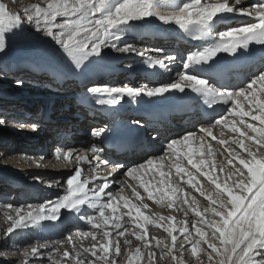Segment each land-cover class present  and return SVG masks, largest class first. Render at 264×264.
I'll return each mask as SVG.
<instances>
[{"label": "snow or ice", "instance_id": "6c2138e0", "mask_svg": "<svg viewBox=\"0 0 264 264\" xmlns=\"http://www.w3.org/2000/svg\"><path fill=\"white\" fill-rule=\"evenodd\" d=\"M237 5H240V0H234V3H229V0H181L180 3L176 0H36L35 3L24 7L21 14L8 10L5 4L0 3V52H4L7 47L8 34L15 35L23 31L27 25L34 28L36 32H43L56 45H59L76 69L81 68L89 57H99L105 48L118 53L137 52L132 44L125 43L120 46L121 34L130 26L131 21L155 18L165 24L177 25L192 40L202 41L207 46H202L201 50L187 55L183 64L186 71L180 73L175 80L153 87L104 85L90 88L88 91L97 95L96 103L100 105L116 104L125 96L151 98L163 96L172 91L184 93L186 90L204 97L209 107L217 103L229 105L225 109L227 116L221 115L207 127L199 129L202 134L200 139L211 137L212 140H217V137L213 135V129L219 125L230 127L231 131L238 133L240 137V139L232 138L231 144L237 145L247 154L241 156L237 153L236 157L227 160V164L232 166L228 178L235 177L231 187L227 183L222 186L207 172L201 173L219 191L215 193V198L211 193L200 192V195L209 202V207H205L203 211L192 207L193 204L198 203L195 196L191 198V203L187 198L183 200V204L188 205L194 217H199L200 220L197 221L194 218L190 221L181 220L178 222L181 225L179 228L175 226L164 228V232L170 237V243L168 240L149 237L146 225L151 224L160 228V220L174 221L175 217L145 215L141 208L132 203L128 197L114 196L111 191H107L111 185L106 177L102 178L95 187H89V184L98 177L82 179V169L79 167L67 179L66 194L55 202L49 201L50 209L44 205L37 207L28 205L27 211L15 208V218L8 216L12 223L10 227H7L4 235L9 236L16 229L27 227L29 223L55 221L59 218L61 209L80 212L81 207L87 205L97 215H81L79 218L91 225L92 229L102 230V234L98 236L97 231H84L77 234V239L68 236L65 240L55 241L54 245L60 247L64 246L65 241L71 245V250L64 248L61 254V259L67 264H119L118 258L125 254V250L122 248L120 239H113V232L107 229L111 227L115 230L116 237H125L128 231V221L125 217H128L136 228L142 230V234L132 232L134 240L141 243L136 244L133 255L128 257V264H140L144 260H147V264H159L160 260L167 257H171L173 264H184L183 251L189 249L191 255L196 258L195 264H205L200 256L201 252L207 256V264H264V69L253 73L245 84L232 91L213 82L218 71L214 65L219 62V53L235 55L240 49L247 50L253 42L264 45V0H259L258 3L247 8ZM162 6H167L170 10L166 13L162 12ZM228 14L247 16L250 20L237 26L225 25L224 30L217 31L218 21L225 20ZM140 54L143 55V53ZM165 59L172 61L175 57H165ZM154 63L162 65L163 61L157 59ZM229 116H231L230 125ZM245 117L258 122L259 126L246 121ZM4 123L5 121L0 119V125ZM104 131L103 128L95 129L92 135L100 136ZM195 135V132H188L180 138L171 139L166 146L165 156L175 155L177 176L185 172L179 163L181 155L186 157L188 164L198 171L201 165L206 163L204 160L199 163L193 160L194 150L191 147V140ZM182 143L189 145L186 153H180L177 147ZM218 143L226 145L229 140L220 139ZM207 150L211 155V144L208 145ZM225 151H228L231 156L235 149L231 151L225 149ZM200 154L203 155V151ZM60 156L61 150L58 149L57 157ZM72 157V152L63 153L65 160ZM74 158L77 161L91 163L87 156L75 155ZM237 158L242 167H237L233 163V160ZM163 159L164 157H153L145 163L128 168L124 174L135 180L139 169H144L146 165L155 166V161ZM103 163L108 162L103 161ZM95 167L99 168L100 165L97 164ZM123 167L122 164H115L109 176H114ZM219 170L223 172L224 168ZM160 175L164 176L166 173L161 172ZM187 183L199 191L191 177ZM128 187L131 188L135 198L140 200V192L131 185ZM140 187L148 193V199H153L152 192L143 181ZM122 191L123 188H121ZM175 191L176 189H173V192ZM165 195H167L166 191ZM187 195L185 193V196ZM168 198L172 199L171 196ZM120 201H123L122 207L128 211L117 215L116 213L121 209ZM167 206L172 208L173 204L169 203ZM8 207L12 206L8 205ZM143 207L147 208L148 205L143 204ZM177 211L184 210L177 208ZM206 213H211L213 218H206ZM5 215L8 214L5 213ZM184 216H188L187 211H184ZM98 218L99 222H97ZM140 220L144 223H138ZM205 228L211 230L210 236ZM174 232H178L179 237L173 235ZM87 238L93 242L90 246L78 244V240ZM123 243L131 246L133 241L124 239ZM48 247L50 245L42 244L32 246L30 251L25 249L23 255L26 259L22 264H30L28 256H38L41 248ZM51 247L55 252L60 251L55 246ZM144 250L148 251L145 253ZM177 250H182L179 255ZM127 251L131 252V247ZM49 260L52 264H61L60 260L53 259L52 253H49Z\"/></svg>", "mask_w": 264, "mask_h": 264}, {"label": "rangeland", "instance_id": "374dc122", "mask_svg": "<svg viewBox=\"0 0 264 264\" xmlns=\"http://www.w3.org/2000/svg\"><path fill=\"white\" fill-rule=\"evenodd\" d=\"M35 2L36 0H0V3L5 4L7 8L8 7L12 8L13 12H19L21 14H23L24 7H27L30 4L35 3ZM38 33L39 32H36L34 28L28 27L26 25L23 31L17 32L15 35L8 34L7 40H6L7 47L4 52H0V119H3L5 121L3 125H0V155L7 156V154L4 155L5 152L10 153L11 150H13L14 152L16 151L14 154H12V156L25 155L26 154L25 152L27 151V149L31 147V145L29 146V144L34 143V142H39V148L42 150V152L44 151L46 155L48 154L44 158V160L41 161V163L39 164L36 163V164H33V166H29L33 169L32 172L35 173L32 176L28 175L30 172L28 170L29 167H26L21 164L14 166L9 161V159H7V157L6 158L4 157L3 162L0 163V205H2V210H0V217L2 218V221H3V222L1 221V224L6 223L7 227H10L12 223V221L8 219V216L13 215L12 217H15L16 215V214L14 215V213L11 214V208L13 207L15 209V208H20V207L27 208L28 205H32L33 207L44 205L46 208L50 209L49 201L55 202L57 199H59L60 197L66 194L67 179L71 175L74 174L75 169L77 167L81 168L84 165L83 164L84 162L77 161L75 158H73L71 161L66 160V162L68 161L69 167L66 169L65 164H64L62 168L64 169V171L59 172L58 174L59 176L55 178V181H51V183H48L46 185L41 184L42 179L44 180L47 177H43L41 173H45V172H42L40 170L48 169L47 167L51 166L49 164H53V163L55 165L61 164L60 163L61 160L58 161L59 158L57 157V149L55 146V143L57 140L55 139L60 140L59 137L61 135L67 134L70 132L68 131L69 129L72 131H77L80 129L79 127H82V126L77 125L78 122H80V119L75 114V112L77 113L76 111L77 109H75L72 106L75 100L69 97L73 93L71 92L70 94H67L68 90L65 89L62 84L61 85L58 84V82H60L59 80L61 79L67 80L68 78L66 77L67 75L69 76V80L73 79V77L70 78L69 70L74 71L76 73L77 72L79 73L80 70L72 66L71 61L63 53L59 45H56L55 42L50 37H47L48 39L44 38L46 35H43L41 40L38 39L39 40L38 46L48 45L50 42H52V46L54 48L56 47V49H54L50 53L45 49L39 50L36 48L34 52L31 51V54L29 52L28 53L25 52L24 50L28 48L29 46L33 47L34 49L36 43H35V39L33 38V36L37 35ZM129 36H125L124 38L122 37L120 46H123L125 43L132 44L133 46L135 45V41H134L135 37L130 38ZM21 41L23 45L19 46V43L21 44ZM103 50H106V49H103ZM57 52H60L61 55ZM108 52H114V50L108 48ZM33 54L34 55L36 54V56L39 55L38 58L40 59H37L38 61L31 59V58H34ZM129 54L131 55L133 53L116 52L115 54H113L114 56L111 55L112 56L111 59H114L115 57H119V56L127 58L129 57ZM94 57H97V56H94ZM98 58H100V56ZM29 60H32V61H29ZM105 61L106 63L107 62L110 63V59L105 60ZM123 61L127 62V59L120 60V61L114 60L113 64L117 65V64L125 63ZM64 62H65V65H64ZM86 62H85V66L90 65L89 61H86ZM102 65L104 66L105 64H102ZM80 69L83 70L84 65ZM60 75L61 76L63 75L61 79H60L61 77ZM68 83L70 85L76 84L75 80L68 81ZM71 87L73 86L71 85L70 88ZM73 116H77V120L73 119ZM245 120L250 123L257 124V126H259L258 122L250 121L249 118L248 119L245 118ZM62 122L68 123L69 125L68 129L58 127L57 128L58 130L53 132V129H55V125L62 123ZM23 124L30 126V128L32 127L31 129H36V132L31 135L28 134V132H25V133L22 132L21 130L18 129V127L25 126ZM85 130H87V128ZM81 131H84V129H82ZM87 134L88 135L90 134V136H93L91 130H88ZM230 137L234 138L233 136H230ZM85 139L86 138H84V140L80 142L81 138H79L77 141L73 142L72 146L74 147L69 146L70 148L74 150V151L71 150L72 152H74L73 157L79 152L83 151V149H85V143H86ZM92 139L95 140L97 138L95 137L88 138L87 136V141L89 143H91ZM95 141H98V140H95ZM229 142H231V140ZM246 145H247V141H246ZM88 147H90V144H87V148ZM232 149H235L234 151L236 152L234 153L235 155H237V153H240L242 155L241 153L242 151L240 152L239 149L234 148V147L231 148V150ZM75 151L76 152L78 151V153H76ZM42 154H40V156ZM79 155L87 156L85 151L83 153H80ZM48 156L50 157V160L52 161H49L47 165H44V162L47 161ZM222 156L226 160L235 157L233 154L231 156H227L226 154H223V153H222ZM34 158H37V157H34ZM168 159L177 163L175 159V155L165 156V152H164V159L162 163L155 162L154 163L155 166L146 165L145 168L147 167L148 168L146 170L141 169L142 174H138V182L137 184H134V185L131 184L134 180L131 181L132 178L124 174L129 167L125 168L123 171L121 170L117 172L120 174L117 177L112 179V180L115 179V181L118 183V186L116 185L117 188H115L116 191H114L113 193L114 196L123 195L125 197H128L132 203L137 204V206L141 208V211L145 215L156 217L155 213L151 210V203L149 201L148 202L145 201V199L148 197V193L145 192L144 188L142 187H140V189L142 188V191H140L139 189L141 181H143L144 185L148 186L149 191L152 192L153 194L152 200L155 201V203L157 201L159 202L161 201L165 203V205H168L169 203H171V201L172 202L179 201V205L182 206L183 199L181 197H184V199L187 198L189 202L191 203L190 200L195 195L187 189L188 187L192 188V186L187 183L190 177L192 178L193 184L196 185V188L199 189V191L207 189L209 190V192L211 190V192L213 193V189H210L209 186H206L204 183H202L199 180V178L193 173V169H190L189 167H187V165L181 162H179L180 166L185 169V172L180 173V175L177 176L175 173V166L170 164L168 162ZM233 163L237 167H242L241 165H239L238 161H236L235 159L233 160ZM84 168L85 166L83 167V169ZM221 168H223V166ZM51 169H55V168H51ZM224 169L227 170L228 172H230L231 170L228 167ZM161 171L166 173V175L161 176L160 175ZM171 175H172V178H170ZM92 176H97L98 182L93 181V183L89 184V187H95L97 183L101 182V180H99V178L101 177L99 169L96 168L95 165L91 164L89 169L85 168V171L82 173V179L92 177ZM61 178L66 179V183L59 185L57 180ZM151 179H153L154 181H151ZM234 179L235 178H228V180H226V183L233 186ZM115 181H112V182H115ZM179 181H182V182L186 181V182L183 185ZM128 185H131L133 188L136 189V191L140 192V195H141L140 200H137L135 198V196L133 195L131 191V188H129ZM121 188H123L122 192H121ZM173 189H176V191L173 192ZM159 190L163 191L164 197L160 196ZM165 191L167 192V195H165ZM180 191L182 192V194H179ZM194 191H196V189H194ZM235 191H238V190H235ZM185 193H187L188 195L185 196ZM89 195L91 196V193H89ZM169 196L172 197L171 200H169L168 198ZM197 201H199V199H197ZM143 204H147L148 207L144 208ZM8 205H11L12 207L9 208ZM120 205H121V209L118 213H116L117 215H122L123 213L128 211L127 209L122 207L123 201H120ZM167 207L166 208L163 207V211L160 214L161 216L166 217V218L170 216L174 217V214L178 213V215L180 216L182 215L185 218L183 211L175 212L174 210V213H173V212H169V210L167 211ZM192 207H195L198 210L202 211L206 206L205 205L198 206V204H193ZM86 209H87V205L82 206L81 211L76 212V213L74 212L71 213V211L67 209H63V212L60 211L59 218L57 220L55 221L45 220V221H40L38 223H29L27 227H21L19 229H16L9 236L4 235V232L6 231L4 230V232L0 234V264H22V262L26 259V257H23L24 259L21 257L19 261L16 260L14 261V263L13 261L11 263V260H9L13 255L17 253L15 249L13 248H17L19 246H22L25 248L26 247L25 244L26 245L28 244V243H25L27 239V235H32V236L35 235L36 237L38 236L37 234H41L42 232L46 233L47 232L46 230H43V231L41 230L45 228V225H46V228H48L47 224L50 222L58 226L59 228L58 231L54 229L55 230L54 233L56 232V235H58V238L65 239V234L68 233L66 234V237L71 236L73 234L75 235L73 239L75 238L77 239V235L75 233L76 231L74 232V229H77V227H73L71 225V224H74V221H75L73 215H77L78 217H80L81 215L87 216V215L96 214L95 212L94 213H87V212L84 213ZM89 209L90 208H88L87 210ZM5 213H7L8 215L5 216ZM133 215H135V212H133ZM205 217L208 219H211V217L208 216V214H205ZM125 220H126V217H125ZM62 222H64L65 224ZM97 222H99L98 219H97ZM138 223L143 224L144 221L140 220L138 221ZM159 223L160 225H162L161 227L162 229L157 228V229L152 230V228L149 225H146V227L148 228L149 237H155L161 240H168V242L170 243V237H168L167 233L164 232V228L172 226L173 223L172 222L169 223L166 219L159 221ZM6 224H4V226ZM127 227H128V231L126 233L130 235H132L133 231H135L138 234H142V230L139 228H136L135 225L127 226ZM87 231H97V230L88 229ZM109 231H112L111 227H109ZM205 231H207V228H205ZM101 232L102 230L97 231V235L99 234L101 235L102 234ZM173 235L178 236V233L175 232L173 233ZM132 237L134 236L132 235L130 237H127V239L132 240L133 239ZM85 240L87 241V239H83L81 241L78 240V242H81L84 244L85 247H88L89 244L88 242L84 243ZM132 241H133V244L131 246L125 245V251L128 250L129 247H131L132 251L131 252L127 251L128 253L127 257L119 260L121 264L128 263V257L133 255L136 244L141 243V242H136L135 240H132ZM152 243L154 245L155 241L153 240ZM14 245H16L17 247L16 246L14 247ZM144 251L146 253L148 250H144ZM21 254L23 255V252H21ZM179 254L180 253L177 250V255ZM200 256L205 261V264H207L206 254L204 252H201ZM182 259L184 261V264H195L196 258L191 255V252L189 249L182 256ZM37 262L38 261H31L32 264H37ZM46 262L47 264H49L47 260ZM159 263L173 264V262L171 261V257H167L164 260H160ZM140 264H147V260L140 262Z\"/></svg>", "mask_w": 264, "mask_h": 264}, {"label": "bare ground", "instance_id": "6f19581e", "mask_svg": "<svg viewBox=\"0 0 264 264\" xmlns=\"http://www.w3.org/2000/svg\"><path fill=\"white\" fill-rule=\"evenodd\" d=\"M177 2L179 1V0H176ZM229 3H231V1H229ZM238 7L239 6H244V4H240V5H237ZM245 7V6H244ZM247 7H249V6H246V8ZM8 10H10V11H12V8H10V7H8L7 8ZM170 9L167 7V6H162L161 7V11L162 12H168ZM236 16H238V15H233V14H228V16L226 17V19L225 20H223L224 22H226V21H229V20H231V18H233V17H236ZM158 27V26H164V27H171V28H176V27H178L177 25H175V24H165V23H162L161 21H159V20H157V19H155V18H150V19H148V20H143V21H131L130 22V26L129 27H127V29L121 34V39H122V37L124 38L125 36H129L130 38H132V37H135V39H134V41H135V45H134V47L137 49V52H135V53H133V54H129V57H127V58H136V57H141V56H143V55H140V53L143 51V50H146V42L149 40V38H150V36H151V32H150V28L151 27ZM150 32V33H149ZM43 35H44V33L43 32H39L37 35H35V36H33V38L35 39V47H34V49H33V47H28V48H26L24 51L25 52H29L30 54H31V51H35V48L36 49H39V50H42V49H45V50H47L49 53L50 52H52L54 49H56V47L54 48L53 46H52V42H50L48 45H42V46H38V43H39V40H41L42 39V37H43ZM137 37V38H136ZM45 39H48L47 38V36H45L44 37ZM39 39V40H38ZM50 39V38H49ZM126 39V38H125ZM20 40V39H19ZM34 44V43H33ZM140 44V45H139ZM23 44H22V41H21V44L19 43V46H22ZM30 45V44H29ZM54 45V44H53ZM18 46V45H17ZM32 46V45H31ZM34 46V45H33ZM44 46V47H43ZM55 46V45H54ZM139 46V47H138ZM157 46H155V48H156ZM11 48H13V47H11ZM152 48H154V47H152ZM28 49V50H27ZM106 50H102V54L100 55V57H101V59L104 61V60H108V59H110V61H114V60H119L120 58H122V56L121 57H119V58H117V57H115L114 59H111V55H113V54H115L116 53V51H114V52H108V48H105ZM23 51V50H22ZM105 51H107V52H105ZM39 52V51H38ZM57 53H59L60 55H61V53L60 52H57ZM58 54V55H59ZM34 55V54H33ZM28 56V55H27ZM114 56V55H113ZM165 56H166V54H165ZM29 57V56H28ZM34 58H31V59H33V60H37V59H40V58H38L39 57V55H37L36 56V54L33 56ZM62 57V56H61ZM44 58V57H43ZM29 61H32V60H29ZM38 61V60H37ZM87 63V62H86ZM64 65H65V62H64ZM67 65V64H66ZM85 65V64H84ZM87 66V65H86ZM116 66V65H115ZM78 73V72H77ZM74 74V73H73ZM61 76V75H60ZM63 76V75H62ZM62 76L60 77V79L62 78ZM66 77H68L69 78V76L67 75ZM68 78H67V80H63V79H61V80H59L60 82H58V84L59 85H63V87L65 88V89H67L68 90V88L70 89V84L68 83ZM70 78H72V77H70ZM74 80V79H73ZM106 81V82H103V81ZM87 81V80H86ZM107 82H111V80L110 79H108V78H105V79H101L99 82H98V85H97V87H100L101 85H105V83H107ZM137 82L138 81H136L135 82V84L133 85V87H137ZM111 83H113V82H111ZM77 84V83H76ZM85 98V96L84 95H80V96H78V101L79 100H82V99H84ZM86 106H82V105H80V104H76V109L78 110L77 111V116H78V118L80 119V122H78V124L77 125H79V126H82L83 127V129H86L85 128V125H87V127H88V125H89V121L87 120V122H86V108H85ZM82 112H83V114H82ZM80 113H81V116H80ZM247 118H249V117H247ZM249 120H250V118H249ZM251 121V120H250ZM254 122V121H253ZM256 122V121H255ZM87 123V124H86ZM64 124H66V125H64ZM23 125H25V124H23ZM64 125V126H63ZM58 127H61V128H65V129H68V127H69V125H68V123L67 122H62V123H59V124H57V125H55V129H53V132H55V131H57L58 129ZM32 128V127H31ZM30 128V126H28V125H25V126H19L18 127V129L19 130H21L22 132H28V134H34L35 132H36V129H31ZM37 128V127H36ZM53 128V127H52ZM89 128V127H88ZM52 130V129H51ZM72 131V130H71ZM65 132V131H64ZM200 133V132H199ZM29 135V136H30ZM202 134H199L198 136H201ZM236 135H238L237 133H236ZM51 136V135H50ZM47 137V136H46ZM43 138V137H42ZM50 138V137H49ZM94 139V138H93ZM91 140V143L93 144V146H96L97 144H98V141H95V140H97V139H95V140ZM41 144V143H40ZM95 144V145H94ZM229 144H231V142H229ZM31 145V147H29V149H27V151L25 152L26 154L25 155H21V156H19V155H14V156H12V154H14L15 152L13 151V150H11V152L10 153H6L5 152V154L4 155H6L7 154V156H1L0 155V163H2L3 162V160H4V157L6 158L7 157V159H9V161L12 163V165H14V166H16V165H24V166H26V167H29V166H33V164H36V163H40L41 161V156H44L45 154H42L41 156L39 155V153L41 152L39 149V142H34V143H30L29 144V146ZM62 145H64L65 146V148L67 149V150H69V151H74L72 148H70L71 146H72V144L71 143H69V142H67L65 139L64 140H62ZM231 145H233V144H231ZM37 146V147H36ZM70 146V147H69ZM235 148H237V149H239L238 147H237V145H233ZM67 147H69V148H67ZM27 148H28V146H27ZM239 151L242 153V155L243 156H245V155H247L246 154V152H243V150H241V149H239ZM76 152V151H75ZM96 152H98V151H96ZM76 153H78V151L76 152ZM88 155L90 156V153H88ZM100 156V155H99ZM237 156V155H236ZM34 157H37V158H34ZM238 159V158H237ZM49 160H50V157L48 156V158H47V161L46 162H44V165H47L48 164V162H49ZM50 161H52V160H50ZM5 162V161H4ZM6 163V162H5ZM145 163V162H144ZM162 163V162H161ZM54 164V163H53ZM129 165H133V164H129ZM128 165V166H129ZM126 166H124L123 168H125ZM135 167V166H134ZM148 168V167H147ZM146 168V169H147ZM228 168H229V166H228ZM18 169V168H17ZM230 169L232 170V168L230 167ZM28 170L30 171L29 172V176H32L33 174H35V173H33L32 172V168L31 167H29L28 168ZM155 170V169H154ZM230 170V171H231ZM40 171H42V172H45V173H41L42 175H43V177H47V178H45L44 180L42 179V181H41V184L43 185V184H48V183H51V181H55V178H57L59 175V170L58 169H41ZM139 171V170H138ZM165 171V170H164ZM162 172V171H161ZM38 173V172H37ZM39 174V173H38ZM120 173H117L116 175H114V176H110L111 177V179H113V178H115V177H117L118 175H119ZM232 178H235V177H232ZM37 179H39V178H37ZM41 179V178H40ZM100 179V178H99ZM221 179H224L223 178V175H222V178ZM133 180V179H132ZM136 180V179H135ZM58 181V183H59V185H62L63 183H66V179H63V178H61V179H59V180H57ZM204 181L206 182V183H208V184H210L208 181H207V179L205 178L204 179ZM134 182V181H133ZM181 183H184V182H182L181 181ZM137 184V183H136ZM188 185V184H187ZM207 186V185H206ZM230 186V185H229ZM188 187V186H187ZM115 188H116V184L114 183L113 184V186H111L109 189H107V191H111L112 193L115 191ZM187 189H189V191L191 192V193H193L195 196H196V198L197 199H199V201H198V206H202V205H205L206 207H209V202L205 199V197L204 196H201L200 195V193H198V192H196V191H194V189L193 188H191V187H189V188H187ZM202 189H203V187H202ZM218 190H216V192H217ZM215 191L212 193L211 192V190H210V192H209V190H204V193L205 194H209V193H211L212 195H213V198H215V193H216ZM191 201V200H190ZM190 203V202H189ZM176 208H174V210H175V212L177 211V208H183V210L184 211H187L188 212V216L187 217H183L182 215L180 216V215H178V213H175V216H176V221H175V227H177V228H179L181 225L178 223L179 221H181V220H192L193 218L194 219H196L197 221H199L200 220V218L199 217H194V214L191 212V210L189 209V207H188V205H185V204H183L182 206H180L179 204H177L176 206H175ZM21 209H23V210H25V211H27V208L26 207H20ZM168 208V207H167ZM201 208V207H200ZM203 209V208H202ZM0 210H2V205H0ZM61 212H63V209H61L60 210ZM183 211V212H184ZM203 211V210H202ZM87 213H94L95 211L92 209V208H90L89 210H87L86 211ZM179 212V211H178ZM12 213H14V215H15V212H14V207L13 208H11V214ZM96 213V212H95ZM10 214V215H11ZM206 214H208V216H210L211 217V219L213 218L212 216H211V213H206ZM6 216V215H5ZM13 216V215H12ZM207 216V215H206ZM73 217H74V219L76 220V222L78 223L77 224V229H74V232L76 233V235L78 234V233H80V232H84V231H87L88 229H91V230H95V229H92L91 228V225H89V224H86V222H84L83 220H81L77 215H73ZM6 218V217H5ZM15 218V217H14ZM183 218V219H182ZM4 219V218H3ZM1 221H2V218L0 217V234L2 233V232H4V230H6L7 229V224L6 223H3V224H1ZM126 221H128V224H127V226H132L133 225V223L131 222V221H129L128 220V218L126 217ZM3 222V221H2ZM9 222V221H8ZM7 222V223H8ZM4 224H6L5 226H4ZM45 224V223H44ZM47 224V223H46ZM149 226L152 228V230L153 229H157L155 226H153V225H151V224H149ZM47 227L48 228H46V225H45V228L44 229H42L41 231H43V230H46L47 232L45 233V232H42L41 234H37L38 236H36L35 237V235L34 236H32V235H27V239H26V241H25V243H28L27 245L25 244V248L24 247H22V246H19V247H17L16 245H14V247L16 246L17 248H13V249H15V251L17 252L15 255H13L9 260H11V263H12V261H13V263H14V261H16V260H20L21 259V257L23 258V257H25V256H23L22 254H21V252H23L24 253V250L25 249H28L29 251H30V249H31V247L32 246H38V245H42V244H47V245H50V247H48V248H41L40 249V255H38V256H28L27 258L29 259V261H30V264H32L31 263V261H38L37 262V264H47V262H46V260L48 261V263L49 264H52V262L49 260V253H52V256H53V259H55V260H60L61 261V264H67V262L66 261H63L62 259H61V254H62V252H63V250H64V248H71V246L65 241V244H64V246L63 247H60L59 245H54V242L55 241H58V240H65L64 238H58V235H56V232L54 233V231L55 230H59V228H58V226L56 225V224H54V223H52V222H50V223H48L47 224ZM161 227H162V225H161ZM158 228V229H162V228ZM55 229V230H54ZM35 230H36V228H35ZM40 231V232H41ZM193 231V233H194V230H192ZM39 232V233H40ZM112 232H113V239H120V241H121V244H122V248L125 250V244L123 243V241H124V239H127V237H130V236H132V235H130V234H128V233H126V235H125V237H116V234H115V230H113L112 229ZM207 232L209 233V236H210V233H211V230L210 229H207ZM74 233V234H75ZM178 233V232H177ZM66 234H68V233H66ZM66 234H65V238H66ZM194 235H195V233H194ZM73 238L75 237V235H71ZM98 236H100V234L98 235ZM178 237H179V233H178ZM133 239L132 240H134V237H132ZM76 239V238H75ZM81 241V240H80ZM9 242V241H8ZM44 242H46V243H44ZM78 242V241H77ZM82 242H84V241H82ZM86 242H88V244H89V246L91 245V243H93L92 241H91V239L90 238H87V241L85 240V242L84 243H86ZM19 243H21V242H19ZM79 243H81V242H78V244ZM24 245V244H23ZM4 246V245H3ZM51 246H55V247H57V248H59L60 249V251L59 252H55V251H53V247H51ZM127 247V246H126ZM129 247V246H128ZM5 248V247H4ZM71 250V249H70ZM180 251H182V250H178V252L180 253ZM187 251H183V255L186 253ZM12 254H14V253H12ZM127 255H128V253H127V250L125 251V254L124 255H122L121 257H119L118 258V260H121V259H124V258H126L127 257ZM11 256V255H10ZM115 258V257H114ZM24 259V258H23ZM185 259V258H184ZM119 264H121L120 262H119ZM128 264V263H127ZM159 264H162V263H159Z\"/></svg>", "mask_w": 264, "mask_h": 264}]
</instances>
